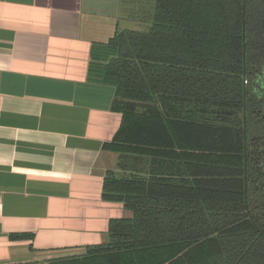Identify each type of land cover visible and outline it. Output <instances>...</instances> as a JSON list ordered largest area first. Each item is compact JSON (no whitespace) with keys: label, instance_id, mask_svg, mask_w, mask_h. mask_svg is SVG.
Wrapping results in <instances>:
<instances>
[{"label":"trees","instance_id":"1","mask_svg":"<svg viewBox=\"0 0 264 264\" xmlns=\"http://www.w3.org/2000/svg\"><path fill=\"white\" fill-rule=\"evenodd\" d=\"M143 12V28L91 48L89 76L115 87L122 114L103 147L124 173L106 172L102 198L130 215L79 261L264 264V0Z\"/></svg>","mask_w":264,"mask_h":264},{"label":"crops","instance_id":"2","mask_svg":"<svg viewBox=\"0 0 264 264\" xmlns=\"http://www.w3.org/2000/svg\"><path fill=\"white\" fill-rule=\"evenodd\" d=\"M132 4L0 0V264H89L86 247L130 215L102 198L106 172L124 173L103 147L122 114L115 87L88 69L94 43L138 28Z\"/></svg>","mask_w":264,"mask_h":264},{"label":"rangeland","instance_id":"3","mask_svg":"<svg viewBox=\"0 0 264 264\" xmlns=\"http://www.w3.org/2000/svg\"><path fill=\"white\" fill-rule=\"evenodd\" d=\"M153 3V0H133V6H136V9H137V7L139 6L140 7V11H142V13H144L143 12V10L144 9H148V7L151 5ZM141 13V17L143 16V14ZM125 21H127L126 19H125ZM144 23H143V21H140V25L139 26H137L138 28H136V29H141V28H143L144 27Z\"/></svg>","mask_w":264,"mask_h":264}]
</instances>
